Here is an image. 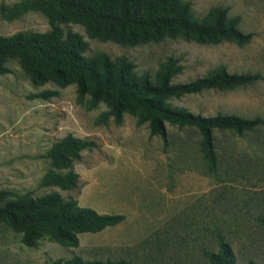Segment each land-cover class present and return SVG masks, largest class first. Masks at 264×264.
Returning <instances> with one entry per match:
<instances>
[{"label": "rangeland", "instance_id": "1", "mask_svg": "<svg viewBox=\"0 0 264 264\" xmlns=\"http://www.w3.org/2000/svg\"><path fill=\"white\" fill-rule=\"evenodd\" d=\"M38 0H0V35L46 33L47 15L34 7ZM48 1V0H46ZM197 19L211 8L227 9L229 19L239 17L238 28L253 33L244 46L232 42L204 45L166 39L135 47L91 40L81 25H62L88 43L86 56L99 52L111 58L125 56L142 75L156 72L169 56L179 59L182 72L172 83L189 82L219 68L230 74L264 76V0H182ZM22 6L23 10H15ZM0 75V189L39 198L57 192L101 214H122L124 221L96 234L79 235L77 248L60 246L45 236L26 247L21 235L0 223V264H50L80 256L85 260L128 264H208L204 251H215L217 231L225 237L237 264H264V128L239 136L214 132L218 168L215 174L199 150L200 136L193 128L166 125L168 146L151 137L146 124L124 115L115 125L96 123L107 110L101 103L87 110L76 101L75 86L59 89L53 83L35 86L10 59ZM43 90H58L49 100L30 99ZM193 114H233L264 118V80L229 91L210 90L169 100ZM67 134L92 141L72 170L79 176L75 189L45 186L54 169L43 157Z\"/></svg>", "mask_w": 264, "mask_h": 264}, {"label": "trees", "instance_id": "2", "mask_svg": "<svg viewBox=\"0 0 264 264\" xmlns=\"http://www.w3.org/2000/svg\"><path fill=\"white\" fill-rule=\"evenodd\" d=\"M34 7L45 12L51 27L49 32L10 36L0 35V75L7 74L8 60H17L35 86L55 84L59 89L75 86L76 101L93 110L103 103L107 110L96 119L106 125L111 119L115 125L124 115L146 124L151 137H159L168 146L166 125L193 128L200 136L199 150L207 171L215 174L218 157L214 132L243 135L264 128V118H243L233 114L202 116L168 101L204 91H229L247 87L264 80L255 74H230L219 68L204 77L184 83H172L182 72L179 59L169 56L160 63L154 74L138 75L125 56L111 58L99 52L86 56L88 43L78 33L64 32L62 25H81L87 37L101 42L135 47L160 43L166 39H183L204 45L232 42L237 46L248 44L253 33L238 28L239 17L229 19L227 9L211 8L197 19L188 2L182 0H38ZM23 10L22 6H14ZM58 90H43L30 99L49 100L59 96ZM92 141L67 134L54 143L43 155L54 169L45 177L44 185L69 191L77 187L79 176L72 170L81 153L94 148ZM122 214H101L90 207L79 206L75 200L65 201L57 192L32 198L30 194L17 195L0 189V223L21 235L20 242L34 247L45 236L60 246L77 248L79 235L96 234L121 224ZM264 229V217L258 219ZM216 250L204 251L208 264H237L230 244L221 232L215 233ZM50 264H128L126 261L85 260L80 256L56 259ZM247 264H256L248 261Z\"/></svg>", "mask_w": 264, "mask_h": 264}]
</instances>
